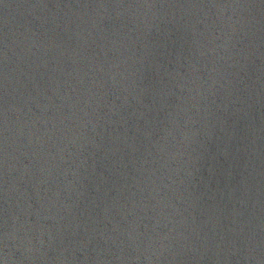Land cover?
<instances>
[{"label":"water","instance_id":"95a60500","mask_svg":"<svg viewBox=\"0 0 264 264\" xmlns=\"http://www.w3.org/2000/svg\"><path fill=\"white\" fill-rule=\"evenodd\" d=\"M0 264H264V0H0Z\"/></svg>","mask_w":264,"mask_h":264}]
</instances>
